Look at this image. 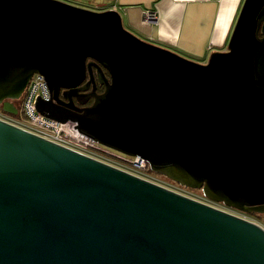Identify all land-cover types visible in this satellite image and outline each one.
Listing matches in <instances>:
<instances>
[{"label": "water", "instance_id": "obj_1", "mask_svg": "<svg viewBox=\"0 0 264 264\" xmlns=\"http://www.w3.org/2000/svg\"><path fill=\"white\" fill-rule=\"evenodd\" d=\"M34 74L51 92L41 114L264 213V0L243 1L205 63L141 39L114 9L0 0L4 112L17 115ZM0 264H264V227L0 118Z\"/></svg>", "mask_w": 264, "mask_h": 264}, {"label": "crops", "instance_id": "obj_2", "mask_svg": "<svg viewBox=\"0 0 264 264\" xmlns=\"http://www.w3.org/2000/svg\"><path fill=\"white\" fill-rule=\"evenodd\" d=\"M62 1L97 11L114 9L123 26L141 39L205 63L212 52L226 49L244 0ZM147 12H155L156 20H146Z\"/></svg>", "mask_w": 264, "mask_h": 264}, {"label": "built area", "instance_id": "obj_3", "mask_svg": "<svg viewBox=\"0 0 264 264\" xmlns=\"http://www.w3.org/2000/svg\"><path fill=\"white\" fill-rule=\"evenodd\" d=\"M156 18L157 16L155 12H147L145 15V19L148 21H154L156 20ZM39 98L48 101L51 99V92L44 76L40 74H34L30 79L28 85L26 86L22 97L20 98L22 100L21 117L14 118V115L8 114L10 115L8 116L0 113V118L9 121L13 124H16L17 126L29 132H32L40 137H43L49 141L60 144L64 147L70 148L82 154L91 156L97 160L106 162L108 164L117 162L116 164L121 165L123 164L122 161H131L132 163H129L134 166L133 163L135 161H141L142 165L139 163L140 167L137 168H148L149 170L148 164L144 160H140L139 158L124 159L123 156L115 153L106 146H103L98 142L94 141L91 137L83 134L78 129L77 122L70 120L67 122H60L58 120L48 118L45 115L41 114L36 109V102ZM111 165L119 167L114 164ZM171 185L175 186L173 184ZM175 187L181 190L175 191L183 193L185 195L194 194L192 190H184L178 186ZM202 198L204 199V197Z\"/></svg>", "mask_w": 264, "mask_h": 264}, {"label": "rangeland", "instance_id": "obj_4", "mask_svg": "<svg viewBox=\"0 0 264 264\" xmlns=\"http://www.w3.org/2000/svg\"><path fill=\"white\" fill-rule=\"evenodd\" d=\"M15 104H16V101H15ZM5 115H8V114H5ZM8 116H10V115H8ZM11 117H14V116H11ZM16 117L17 116H15L14 118H16ZM122 162H123V164H121V165L120 164H116L117 162H113L111 164L117 165V166H119V168H122V169L126 170L127 172L133 173V174H135L137 176H140V177H143V178H145L147 180L155 181V182H157V183H159L161 185H164V186H166L168 188H171L173 190L181 191V190L177 189L175 186H172L167 178L160 177L159 175L153 173L151 170H148V168H145V169L137 168V167H135V166L130 164V163H132L131 161H129L130 163L127 162V161L126 162L122 161ZM188 195H190V194H188ZM190 196L194 197L195 199L202 200V201H204V203L210 204V205L215 206V207H217L219 209L225 210V211L230 212V213L235 214V215H239V216H241V217H243V218H245L247 220L254 221V222L260 224L262 227H264V221L256 218L253 215H249V214H245V213H239V212H236L235 210L229 209V208H227V207H225V206H223L221 204L212 203V202H210L208 200L203 199L201 197V191L194 192V194L193 195L191 194Z\"/></svg>", "mask_w": 264, "mask_h": 264}, {"label": "flooded vegetation", "instance_id": "obj_5", "mask_svg": "<svg viewBox=\"0 0 264 264\" xmlns=\"http://www.w3.org/2000/svg\"><path fill=\"white\" fill-rule=\"evenodd\" d=\"M90 90H91V89H90ZM90 90H89V91H90ZM97 91H98V92H102V91H103V86H102V89H101V90H97ZM92 102H93V99L90 98V99H89L84 105H80V104H77V105L80 106V107H85V106H89V105H91ZM21 105H22V100H21V99L17 100L15 106H16V108H17V115H18V116H20V115L22 114V113H21ZM0 113H1V114H4V115H5V114H8V113H6V112L3 111V108H2L1 106H0ZM155 174H156V173H155ZM157 175H159L160 177H163V176L160 175V174H157ZM168 181H169L171 184L180 187L181 189L187 190V188L181 187L178 183L172 182V181H170V180H168ZM190 190H192V191H194V192H198V191H200V190H196V189H190ZM199 193H200V192H199ZM249 215H253V216H255L256 218H258V219L264 221V213L252 212V213H250Z\"/></svg>", "mask_w": 264, "mask_h": 264}, {"label": "trees", "instance_id": "obj_6", "mask_svg": "<svg viewBox=\"0 0 264 264\" xmlns=\"http://www.w3.org/2000/svg\"><path fill=\"white\" fill-rule=\"evenodd\" d=\"M102 89V86H100L99 84H98V88H97V90H101ZM154 173V172H153Z\"/></svg>", "mask_w": 264, "mask_h": 264}, {"label": "bare ground", "instance_id": "obj_7", "mask_svg": "<svg viewBox=\"0 0 264 264\" xmlns=\"http://www.w3.org/2000/svg\"><path fill=\"white\" fill-rule=\"evenodd\" d=\"M138 162L142 165L141 161H138Z\"/></svg>", "mask_w": 264, "mask_h": 264}]
</instances>
